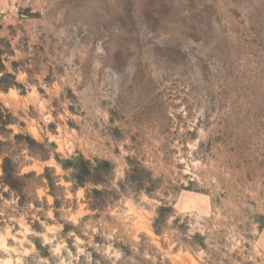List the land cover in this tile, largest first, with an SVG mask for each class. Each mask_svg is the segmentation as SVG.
Listing matches in <instances>:
<instances>
[{
	"label": "rangeland",
	"instance_id": "374dc122",
	"mask_svg": "<svg viewBox=\"0 0 264 264\" xmlns=\"http://www.w3.org/2000/svg\"><path fill=\"white\" fill-rule=\"evenodd\" d=\"M0 103V264H264V0H0Z\"/></svg>",
	"mask_w": 264,
	"mask_h": 264
},
{
	"label": "trees",
	"instance_id": "16d2710c",
	"mask_svg": "<svg viewBox=\"0 0 264 264\" xmlns=\"http://www.w3.org/2000/svg\"><path fill=\"white\" fill-rule=\"evenodd\" d=\"M10 117L8 114V111L1 105L0 103V129L5 128L10 123ZM84 164V169L86 172H89V169L91 166V163L89 161H85L82 157L78 158ZM106 163V162H104ZM107 165V163H106ZM93 168V167H92ZM76 179V178H75ZM173 212V208L168 205H160L157 207L156 212H155V217L152 220V230L156 235H161L163 227L165 226V223L167 222L168 217H170L171 213ZM263 220V218H262ZM263 223V221H262ZM191 239H193V242L197 247L199 248H205V243H204V236L195 233Z\"/></svg>",
	"mask_w": 264,
	"mask_h": 264
}]
</instances>
